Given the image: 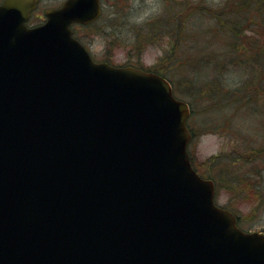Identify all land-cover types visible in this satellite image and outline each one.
Returning a JSON list of instances; mask_svg holds the SVG:
<instances>
[{
	"label": "water",
	"instance_id": "water-1",
	"mask_svg": "<svg viewBox=\"0 0 264 264\" xmlns=\"http://www.w3.org/2000/svg\"><path fill=\"white\" fill-rule=\"evenodd\" d=\"M0 5V264H264L192 168L189 105L163 77L93 61L99 0Z\"/></svg>",
	"mask_w": 264,
	"mask_h": 264
},
{
	"label": "trees",
	"instance_id": "trees-1",
	"mask_svg": "<svg viewBox=\"0 0 264 264\" xmlns=\"http://www.w3.org/2000/svg\"><path fill=\"white\" fill-rule=\"evenodd\" d=\"M232 1L241 2V7L231 13L226 6ZM224 3L222 8L206 3L197 8L180 4V9L177 5V13L166 19L152 17L144 25H137L132 34L139 40L133 43L168 38L166 62L151 71L171 82L173 72L181 80V89L172 84L175 95L184 97L190 105L188 128L192 140L213 133L229 138L231 144L230 151L222 150L205 162L208 165L205 174L197 170L190 154L193 168L201 177L215 183L217 197L226 191L228 201L224 207L237 216L241 228L252 231L256 230L252 229L255 218L264 214V36L257 33L255 37L260 42L242 36L248 30L245 25L250 29L251 23L261 19L258 11L262 10L264 16V0H225ZM249 17L251 23L246 24ZM125 24L122 22L121 27ZM260 26L258 23L256 28ZM143 27L150 28V32H144ZM219 32L223 38L224 34L228 36L226 39L232 33L229 45L225 44L226 39L222 42L215 39ZM219 46L220 51L215 50ZM199 104H203L202 109ZM212 109L221 111L218 121L211 125L197 120L202 111ZM248 116L259 124L246 126ZM247 204L252 206L249 216L242 208Z\"/></svg>",
	"mask_w": 264,
	"mask_h": 264
},
{
	"label": "rangeland",
	"instance_id": "rangeland-1",
	"mask_svg": "<svg viewBox=\"0 0 264 264\" xmlns=\"http://www.w3.org/2000/svg\"><path fill=\"white\" fill-rule=\"evenodd\" d=\"M61 1L62 0H50V4L59 5L61 4ZM203 2L209 6L219 8H222L225 4V0H104L105 7L103 8V17L99 23L89 27H76L75 32L84 45L89 48L95 60L99 62H106L122 67L136 66L151 69L156 67L159 63L166 62L165 60L167 56H164L170 47L167 41L168 38L154 39L155 41L150 43L143 42L140 43L139 46L137 43H133L138 42L139 40L133 38L134 35L132 34V31L137 29L135 27H137V25H144L146 22H149V19L152 17H154V19H166L167 16L177 13V5L180 6V9L182 4L185 8H190L191 5L197 8L203 6ZM240 7L241 2L236 3L232 1L226 6V9L232 13L234 9H239ZM261 12L262 10L258 11L261 19L258 20L256 24H252L250 22L251 18H248L246 24L251 23V28L249 29L247 25H245V28L248 30L245 32L244 36H242L243 38L249 37L253 41H258L257 37H255L257 36V33L260 37H262V35L264 36V16L262 17L263 12ZM122 22L127 23V25L125 24L126 26L121 27ZM258 23L261 25L260 29L256 28ZM149 29L145 27L142 28L143 31L150 32ZM231 35L232 33L230 32V38L226 39L228 36L224 34L223 38L219 32L215 39H218L221 42L226 39L225 44L229 45ZM260 39L262 40V38ZM220 49L221 47L219 46L215 50L220 51ZM170 76L172 77V83H174L178 89L183 88V86L179 85L181 80L177 79L173 72ZM180 98L185 100L184 97ZM199 107L202 109L203 104H199ZM220 115V110L212 109L205 113L202 111L197 115V120L200 122L203 121V123L206 121L212 125L219 120ZM244 123L246 126L259 124L253 117L249 116ZM229 141V138L220 137L213 133L203 134L197 140H192L189 145V151L190 154L193 155V164L197 170L200 173L205 174L206 168L208 167V165H205V162L222 150L230 151L231 144ZM225 192L226 191L220 192L219 197H217V203L220 206H226L228 201V195ZM242 208H244L243 211L246 216L251 214V204L244 205ZM255 219L256 221L254 222L252 229L256 228V231L264 232V214L259 219ZM244 229L251 230L248 229V227H245Z\"/></svg>",
	"mask_w": 264,
	"mask_h": 264
},
{
	"label": "flooded vegetation",
	"instance_id": "flooded-vegetation-1",
	"mask_svg": "<svg viewBox=\"0 0 264 264\" xmlns=\"http://www.w3.org/2000/svg\"><path fill=\"white\" fill-rule=\"evenodd\" d=\"M2 0H0L1 2ZM66 0H62L59 5H51L50 0H38L35 11L31 14L29 26H38L46 21L45 13L50 9L59 8ZM102 9L105 7L104 0H100ZM81 25H74V27H80Z\"/></svg>",
	"mask_w": 264,
	"mask_h": 264
}]
</instances>
